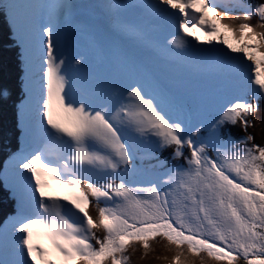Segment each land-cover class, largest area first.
I'll return each mask as SVG.
<instances>
[{"label":"snow or ice","instance_id":"1","mask_svg":"<svg viewBox=\"0 0 264 264\" xmlns=\"http://www.w3.org/2000/svg\"><path fill=\"white\" fill-rule=\"evenodd\" d=\"M233 12L245 22L226 23ZM137 16L171 39L150 40ZM0 18L22 69L0 264H131L128 249L157 237L179 249L171 264L181 246L264 264V143L249 130L264 102V0H0Z\"/></svg>","mask_w":264,"mask_h":264},{"label":"trees","instance_id":"2","mask_svg":"<svg viewBox=\"0 0 264 264\" xmlns=\"http://www.w3.org/2000/svg\"><path fill=\"white\" fill-rule=\"evenodd\" d=\"M247 3L255 4L259 0H246ZM223 11V9H218ZM237 13H230L228 17L224 18L226 23L238 26L239 23L245 22L241 20H234L232 16ZM252 25H257V18L253 16L249 21H246ZM257 31H264V28H256ZM10 41L8 40V31L5 26L4 20L0 18V93L7 90L9 95L5 98L0 95V171H2L4 161L7 160L9 149L18 143L17 137V124H16V109L15 104L22 98V69L18 58V50L9 46ZM257 126L249 129L254 134L255 143H264V102L261 104V110L256 113L254 117ZM234 135H239L238 130L233 131ZM167 151L162 155H167ZM175 163V161H173ZM2 183V182H0ZM90 204L88 207L89 215L93 218L97 217L98 208L95 202L92 201L91 197ZM3 197L0 194V202ZM103 206V205H101ZM0 208H7L6 204L0 203ZM3 213L0 212V217ZM2 222V219H0ZM99 235L102 236V229L99 230ZM152 243L150 249L144 254V250L139 244H136L135 250L132 248L128 249L129 258L131 264H171L172 257L179 250L175 245H170L163 238L157 237L149 241ZM152 247V249H151ZM183 254L181 256L182 264H222L216 260L209 258L206 253L192 254L188 253L186 246H181ZM143 254V255H142ZM236 264H246L244 259L241 257L236 261Z\"/></svg>","mask_w":264,"mask_h":264},{"label":"rangeland","instance_id":"3","mask_svg":"<svg viewBox=\"0 0 264 264\" xmlns=\"http://www.w3.org/2000/svg\"><path fill=\"white\" fill-rule=\"evenodd\" d=\"M134 20L137 22V24L141 25L145 32L148 34V37L150 40L155 41L157 44H164L166 43L165 37L170 40L171 36L168 35L169 31H165L164 33L161 32L155 24H153V20L149 16H137L134 17ZM147 21H152L150 24L145 25ZM135 23V22H134ZM163 31V30H162ZM151 34V35H150ZM195 35L200 36L201 38V45L204 47H209L210 45H204L203 41L206 39L201 32H195ZM225 36H227L226 33H224ZM187 39H192L191 37H187ZM196 43L195 41H193ZM230 43H233L231 40H229ZM212 43H216V41H212ZM220 47H223V45H219ZM150 57L155 59L157 64L167 71H169L170 74L176 73L181 74L183 76H189L190 70L183 64L180 63V61L176 60L173 61L168 58V56L162 52H160L158 49H152L147 53ZM94 70V61H90L88 71L91 72ZM190 83L194 86H198L200 88L210 87L211 86V78H203V77H195L190 81ZM60 196L66 194V190L59 189ZM150 246L152 243H149ZM152 249V247H151Z\"/></svg>","mask_w":264,"mask_h":264},{"label":"bare ground","instance_id":"4","mask_svg":"<svg viewBox=\"0 0 264 264\" xmlns=\"http://www.w3.org/2000/svg\"><path fill=\"white\" fill-rule=\"evenodd\" d=\"M133 22H135V23H137L135 20H134V18H133ZM152 21H147L146 23H145V25H147V24H150ZM153 24H155L156 25V27L161 31V32H165L164 30H170L169 28L168 29H161V27L157 24V22L156 21H154L153 20ZM163 30V31H162ZM151 35V34H150ZM51 194L52 195H56V196H60V192H59V189H54V190H51Z\"/></svg>","mask_w":264,"mask_h":264}]
</instances>
